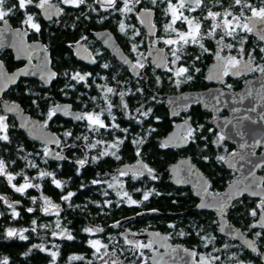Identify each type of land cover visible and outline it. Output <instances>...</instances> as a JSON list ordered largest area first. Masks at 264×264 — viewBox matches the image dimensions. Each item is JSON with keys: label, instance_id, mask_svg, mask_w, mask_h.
<instances>
[{"label": "flooded vegetation", "instance_id": "flooded-vegetation-1", "mask_svg": "<svg viewBox=\"0 0 264 264\" xmlns=\"http://www.w3.org/2000/svg\"><path fill=\"white\" fill-rule=\"evenodd\" d=\"M171 2L175 4L177 0ZM244 2L252 8H264V0ZM13 6V14L6 18L8 23L0 22L3 32L0 35V117H4V124L7 126L5 131H0V136H8L6 141L0 140V160L5 162L7 173L15 176L12 184L16 187L25 181L24 177H28L29 181H33V185H39V188L31 187L21 194L14 191L6 176H0V185L4 183L6 191L24 195L10 200L5 191H0V196L6 198L0 200L1 205L8 207L12 204L18 213V207L22 205V200L26 199V211L34 213L36 203L33 200L40 196H25L26 192L36 189L43 194L45 183L51 181L56 187L53 181L58 180L61 187L56 188L61 194L58 202H52L59 206L51 209L49 204L38 200L37 207L41 210L49 206V210L58 211L60 225L63 219L60 217L63 213L60 214L61 206H66L62 197L66 195L65 170L69 159L76 162L77 176L82 175L85 169L92 170L87 179L79 178L76 187V191L87 189V192L71 204L76 208L92 211V222L86 221L81 228V233L85 235L84 245L91 250L90 255L95 249L90 245L91 237L84 231L87 227L91 229L95 239L107 246L110 240H114L120 245L119 251H122L123 257L141 258V264H151L152 255L163 251L146 235L148 232L165 235L172 246L179 247L177 252L184 254V257L188 258L192 251L193 262L200 264L202 258L204 264H220L224 257L229 255L232 256L230 264H247L250 253L256 257L257 253L263 252L264 228L260 219L264 220V208L258 207L264 202L263 199L242 195L225 206L223 212L229 223L241 228L244 234L253 239L257 248L250 251L237 240L220 233L219 217L212 208L197 207L201 197L196 194L194 186L203 187L204 180L201 177L196 178L197 181L191 180L192 182H184V178H177L172 182V174L168 171L173 163L189 157L191 164L209 181L208 191L214 195L222 193L233 179L241 178V174L228 169L224 164L228 153L222 156L223 160L219 159L216 163L218 170L207 171L194 155L181 151L191 143H198L199 134L195 125H213L219 133L214 127V121L218 117L228 115V111L222 109L219 113H213L198 103L170 118L165 95L185 90L202 91L218 86L231 92H241L248 78L262 77L263 74L259 70H251L264 67V51H261L264 49V41L257 34L237 31L234 36H225L218 29L214 36H207L214 22L204 19L209 10L221 14L228 10L237 16L243 11L245 17H250V9L235 5L234 0H203L195 11L183 12L184 16L200 22L202 39L199 43L181 42L169 45L165 41L178 40L177 33L187 32L188 25L183 20H177L172 25L175 31L166 30V25L172 20L171 15L167 13L168 0H157L155 4L152 0H140L139 3L132 0V10L127 13L120 11L124 8V0H116L111 6L106 0H84L78 7L65 4L62 0H49L48 6L54 7L45 12L46 18L42 15V9L29 5L25 10H20L18 0H6L5 10ZM26 14L33 16L34 22L40 26L39 32L22 23ZM144 19L150 20L154 28L146 27ZM121 23L125 26L124 31L120 29ZM99 32L111 34L116 43L113 42L111 46L105 44L95 36ZM241 39H244V43ZM34 42L43 46L40 49V54L44 56L42 60L36 58L32 50L31 44ZM200 44L208 51L205 52ZM229 44L232 45L231 48L227 47ZM174 49L177 50L179 60L173 55ZM217 52L222 58L220 61L217 59ZM228 57H235L241 61L240 64L246 63L242 67L229 68L228 74L225 75L224 60ZM249 60L251 65L246 67ZM137 63L143 64V67H136ZM213 63L215 65L210 72ZM180 67L188 69L183 77L174 74ZM246 70L247 73H240ZM77 73L85 79H73ZM188 76H191L190 80L187 79ZM178 79L183 81L179 86ZM151 82H155V89L148 85ZM163 83H169L170 89L162 92ZM108 88L113 91L108 93ZM59 103H70L73 110L83 112L82 116L98 112L105 127L88 128L86 125L90 123L86 119L68 118L55 112L49 119L50 110L53 111ZM163 106L166 108L170 125L164 135L160 114ZM20 110L29 118L37 120L46 130L54 132L59 138L58 143H45L29 137L19 127L15 116L14 112ZM180 121H186L193 130L191 137L187 135L188 130L184 134L187 144L181 147L164 145L165 136L173 129V125ZM67 125H75L81 130L73 133L68 131ZM72 134H75L76 139H69ZM117 141H121L117 147H110ZM232 147L234 149V146ZM165 148H171L175 153L165 169L158 171L157 166L161 165L162 150ZM262 149L259 147L257 152ZM46 151L48 155H45ZM60 153L63 154L61 159L54 158ZM207 158L209 157L203 156L201 161L206 162ZM80 161H84V164L81 165ZM136 162H143L146 169L155 173L118 171L121 165ZM41 172L51 175L41 178ZM226 173L230 174L229 178L228 174L225 178ZM257 174L262 176L264 185V166ZM34 178H38L37 181H34ZM165 181L171 185L173 210H166V206L157 201ZM145 193L150 194L147 200H144ZM47 198L50 200L49 196ZM129 198L137 203H130ZM242 200L251 203L247 204L250 206V219L246 227L236 221L241 215ZM28 209L32 211L29 212ZM146 211L157 213L138 216V213ZM253 211L256 212L255 216L252 215ZM50 213L39 211L43 219L33 218V221L36 225H46L50 228L48 223L54 218ZM130 216L135 217L121 222ZM191 220L196 222L191 223ZM196 224H212L214 230L211 236L210 232L197 230L199 228H195ZM127 232L136 244L151 247H144L141 251H129L128 248L132 244L127 242L129 238L124 234ZM258 232L260 236L254 237ZM64 233L65 235H61L62 239H65L66 235L73 238V230L68 228ZM216 233L219 236H216ZM210 237L216 240H209ZM218 239L222 241V246L240 245L249 253L243 250L227 251L226 256H223V252H214L210 248L211 241L216 244ZM111 246L110 244L108 247ZM243 253L246 257H242ZM79 254L87 255L85 252ZM210 255L218 257L216 263L211 261ZM261 260L264 261L263 258Z\"/></svg>", "mask_w": 264, "mask_h": 264}, {"label": "water", "instance_id": "water-1", "mask_svg": "<svg viewBox=\"0 0 264 264\" xmlns=\"http://www.w3.org/2000/svg\"><path fill=\"white\" fill-rule=\"evenodd\" d=\"M54 7V6H53ZM53 7L47 6L42 9L44 18L45 12ZM146 27H152L150 20L144 19ZM253 33L257 34L260 38L264 35V24L256 21L253 28ZM9 34L8 32H5ZM3 34L0 29V35ZM95 36L103 41L105 44L111 46L115 42L111 34L99 32ZM264 41V39H262ZM38 42L32 43V50L36 58L42 60L44 56L40 54V49L43 48L42 44ZM48 58V57H47ZM46 58V59H47ZM246 62L240 64L242 67ZM214 63L210 66V72ZM240 71V73H247ZM36 76V73H34ZM17 77H15L16 79ZM264 74L260 78H248L243 85L241 92H231L224 90L218 86L215 88H208L202 91L185 90L178 93L165 95L168 104L169 117L173 118L181 112L186 111L193 104H201V106L213 113H219L222 109L228 111V115L218 117L214 121V127L219 130L223 136V141L234 146L236 151L228 153L224 160V164L228 169L234 170L241 174V178L233 179L226 185L223 192L214 195L208 191L209 181L196 168L191 164L190 158H183L173 163L168 171L172 174V182L177 178H184V182L197 181L196 178L204 180L203 187L194 186L196 194L201 197L200 203L197 205L199 208H212L219 217V231L221 234L228 238L237 240L244 248L254 251L257 245L253 239L248 237L241 228L228 222V219L223 216L225 206H228L234 199L240 198L242 195L250 197L261 198L264 201V185L262 184V176L257 174V171L264 166ZM53 111L68 118H79L83 112L76 111L71 108L70 103H59ZM19 122V127L25 133L36 140L45 143L56 144L59 141L58 136L49 130H46L35 119L29 118L28 115L20 112H14ZM189 128L186 121H180L173 125V129L165 136L163 140L164 145L181 147L187 144V138L184 135ZM262 147L261 152L257 149ZM63 154L55 155L54 158L61 159ZM118 171H131L146 174H154L145 168L143 162H136L134 164H124L118 168ZM200 178V179H201ZM157 211H146L138 213V216H145L155 214ZM135 216H130L123 219L121 222L132 220ZM260 224L264 228V220L260 219ZM119 226V224H118ZM129 238V233H124ZM153 243H156L163 249L152 255L150 258L151 264H200L193 262V252L187 257L184 254H179L175 246H172L166 239L165 235L155 234L148 232L146 234ZM129 241L133 239L129 238ZM186 258V259H185Z\"/></svg>", "mask_w": 264, "mask_h": 264}, {"label": "trees", "instance_id": "trees-1", "mask_svg": "<svg viewBox=\"0 0 264 264\" xmlns=\"http://www.w3.org/2000/svg\"><path fill=\"white\" fill-rule=\"evenodd\" d=\"M169 83H163L162 84V92H165L167 89H170L168 86ZM150 88H156L155 82L148 83ZM144 88V85L142 86ZM162 125L161 130L163 132V135L165 134V130H168L170 128L169 121L167 118V112L166 108L162 107ZM196 128H198L197 133L199 134L198 143L196 144H189L188 147L181 150L184 153H190L194 155L199 161V163L207 170H218V166L216 163H218V156L222 152V145H225L229 148V150H233V147L220 139H218V133L213 128V125H195ZM68 131H72L75 133L76 131H80L78 127L75 125L72 127L71 125H67ZM69 139H76L75 134H72ZM221 141V143L219 142ZM229 150L227 153H229ZM174 151L171 148H165L162 150V162L160 166H157L158 171H162L165 169L167 163L169 162V159H171L174 155ZM203 156L209 157L207 158L206 162L201 161V158ZM77 166L76 162L71 161L68 159L66 164V170H65V176L67 177V185H66V192H73V195L70 197V207L65 209L63 213L60 215L62 219L61 224L59 225V228L66 227L71 230H73V238L72 239H62L55 238L53 239L54 242H56L58 245L56 247V256L55 259H53L52 253L50 251H47L49 249V246H42L43 244L46 245L47 242L52 241L53 233L57 229H53L52 227L48 228L46 225L40 226V225H34L33 218L36 219H43V216L39 214V208L37 207L38 198H35V211L34 213H28L26 211V208L28 207L27 200H22V205L19 208L18 215L13 218V214L10 211L8 207H5V205L0 204V264H3V261L7 260V264H98L95 260H91L92 255H90L91 250L87 248L84 245L85 242V235L81 233V228L84 226L86 221H91L92 217V211L76 208L72 206L71 204H74L76 201H78L84 194V192H87V189L80 191H76L77 183L79 178L82 177V179H87L91 176V169H85L83 171L82 175L77 176ZM220 169V168H219ZM230 177L229 173H226L225 178ZM1 184V183H0ZM2 183L0 185V191H5L7 194L8 199L14 200L16 198H21L24 195H20L18 193H14L13 191H6V186ZM45 189L43 194H40L38 190L31 189L26 192L27 195H35V196H49L52 201L58 202L60 191L58 188L54 187V185L50 182L45 183ZM171 185L168 183V181L163 182L162 188H161V195L159 198H157L158 202H161L163 205L166 206V210H173V206L171 205V192L172 189L170 188ZM241 205V215L236 220L237 223L241 224L243 227H246L247 223L249 222L250 216L248 212V207L251 204L250 201L242 200ZM72 206V207H71ZM165 210V209H162ZM51 218V217H49ZM235 221V222H236ZM92 222V221H91ZM196 222L192 221L191 223ZM65 225V226H64ZM33 228H35V231H33ZM199 231L203 232H210L211 233L214 230V226L212 224H196L195 227ZM9 229H15L19 233L21 230H26L24 232L25 239H20L19 235L9 237L7 235V231ZM216 236L217 235L216 233ZM219 238V237H218ZM263 238V237H262ZM216 240L213 237H210V240ZM214 241H211V250L217 253H222L223 256H226L227 251H246L242 246L240 245H231L228 249H225L224 246H222V241L218 239L216 244H213ZM87 253V255L83 256V259L80 260H74V261H67V258L72 253ZM249 253V252H248ZM258 254V253H257ZM246 254H242V257H246ZM250 259L247 264H264V261L261 260V255L258 254L256 257L253 256V254H249ZM253 261V262H251Z\"/></svg>", "mask_w": 264, "mask_h": 264}, {"label": "snow or ice", "instance_id": "snow-or-ice-1", "mask_svg": "<svg viewBox=\"0 0 264 264\" xmlns=\"http://www.w3.org/2000/svg\"><path fill=\"white\" fill-rule=\"evenodd\" d=\"M62 2L68 5L74 6V7H78L80 4L84 3V0H62ZM106 2L108 5L111 6L115 4L116 0H106ZM131 2L132 0H124V8L120 9V11L125 12V13L130 12L132 10V8L130 7ZM134 2L139 3L140 0H134ZM156 2L157 0H152L153 4H155ZM202 2L203 0H177V2L174 4L171 2V0H168L167 13L171 15L172 20L170 24L166 25V30L175 31L172 25H174L177 20H183V22L187 23L188 25V31L177 33L179 39L178 40H166L165 41L166 44L175 45L181 42L182 44H188L189 42L193 44L199 43L200 39H202L200 22L196 20L195 18L190 19L189 17L184 16L183 12L184 10H187L190 12L195 11L196 8H199L201 6ZM234 4L241 6V8L250 9L252 15L250 17H245L243 11H241L240 15L237 16V15H233V13L228 10H225L223 14L209 10L207 16L204 17V19L205 20L211 19L212 21H214V23L212 25V28L207 33L208 37L214 36L218 29L222 31L225 36H234L237 33V31L252 32L256 21H259L261 24H264V8H260V9L252 8L251 5L245 3L244 0H234ZM5 5H6V0H0V22L7 24L8 21L6 18L13 14V8L15 6L9 7L7 8V10H5ZM29 5H32L38 9H45L49 5V0H38V2L37 0H18V6L20 10H25ZM22 23L37 32L40 31V26L34 22V18L32 15L26 14V18L22 21ZM124 28H125L124 24L121 23L120 25L121 31H124ZM261 39H264V35H261ZM221 40H223V37H221ZM200 47L205 52L208 51V49L204 48L203 44H200ZM227 47L231 48L232 45L229 44L227 45ZM133 51H135V47H133ZM261 51H264V49H261ZM176 52L177 50L174 49L173 55L175 56L176 60H179L180 57L176 55ZM217 59L218 61L222 59L219 55V52H217ZM173 63H175V61H173ZM240 63L241 61L237 60L235 57L226 58V60H224V67H225L224 74L227 75L228 74L227 70L229 68L235 69L240 65ZM250 65H251V60H249L246 67H249ZM105 67L107 66L105 65ZM136 67H143V64L137 63ZM251 70H259L262 74H264V67H258V69H251ZM186 72H188L187 68L180 67L179 69L175 71L174 74L177 77H183ZM73 79L84 80L85 77L77 73L75 76H73ZM187 79L190 80L191 76H188ZM181 82L183 81L178 79L177 86H179ZM112 91L113 89L111 88L107 89L108 93H111ZM53 114H54V111L50 110L49 119H51V116ZM79 118L87 119L90 125H92L93 127H98V128L105 127V124L103 123V121L100 120L99 115L86 114L85 116H82ZM6 128L7 126L4 124V117H0V131H5ZM192 132L193 130L189 128L187 132L188 137H191ZM7 139H8L7 135L0 136V140L6 141ZM218 139L222 140L223 136L219 137ZM119 143H121V141H117L115 144L111 145L110 147H117ZM45 155H48L47 151L45 152ZM218 159L223 160L224 157L221 156V157H218ZM79 163L83 165L84 161H80ZM32 167H35V165H32ZM148 171L149 173H151L152 170L148 169ZM46 175H51V173H44V172L40 173L41 178H43ZM0 176H6L8 183L13 187L14 191L21 193V194H23L25 190L28 188H31V187L39 188V185H33L32 183H30L28 177H24L25 183L20 185L19 187H16L14 184H12V181L15 180V176L7 173V167L3 160H0ZM53 183L55 184L56 187L58 188L61 187L60 181L54 180ZM72 195L73 193H68V195L62 197V199L69 200ZM125 195L127 194L125 193ZM149 195H150L149 193H145L144 200H147L149 198ZM5 199H6L5 197L0 196V200H5ZM44 199H45L46 204H50V201H48L47 198H44ZM129 200H130V203L132 204L137 203L136 201L131 200V198H129ZM33 202L35 203V199L33 200ZM50 206L51 208L57 207L54 204H50ZM8 207L13 208V205L9 204ZM258 207L264 208V202L258 205ZM28 211L31 212L32 209H28ZM44 211L47 213L49 211V208L45 207ZM12 214H13V218H15L18 215V213H16L14 209H13ZM252 215L255 216L256 212L253 211ZM35 223L36 222L33 221L34 225ZM23 231H26V230H21L18 233L17 230L15 229H9L7 231V235L9 237L19 235L20 239H25L26 237L23 235ZM33 231H35V228H33ZM85 231L91 232V229H85ZM53 234L56 235V233H53ZM60 235H65V233L61 232ZM257 235H259V233H257ZM66 238L72 239L71 235H67ZM127 242L130 244H135V246L138 248L151 247V245L136 244V242H133V241H127ZM91 246L94 249H96V253H99L102 247L106 248V245H101L100 241H93ZM52 256H53V259H55L56 253L53 252ZM70 259L77 260V259H83V257L74 256V257H71ZM3 264H7V260L3 261ZM105 264H107V262H105ZM113 264H115V262H113ZM201 264H204L203 258L201 259Z\"/></svg>", "mask_w": 264, "mask_h": 264}, {"label": "rangeland", "instance_id": "rangeland-1", "mask_svg": "<svg viewBox=\"0 0 264 264\" xmlns=\"http://www.w3.org/2000/svg\"><path fill=\"white\" fill-rule=\"evenodd\" d=\"M260 9V8H259ZM214 23V22H213ZM213 25V24H212ZM241 41H243L242 43H244V39H241ZM91 114H94V113H91ZM96 115H99L100 116V114L97 112V113H95ZM86 121H88L87 119H86ZM86 127H88V128H93V126L92 125H86ZM218 138L219 137H221L222 136V134L219 132L218 133ZM220 143H221V141H219ZM106 146V145H105ZM229 150V148L227 147V146H225V145H222V152H221V154H219V156H224L226 153H227V151ZM234 150H235V148L233 149V150H229V153L231 152H234ZM235 174V173H234ZM234 178H235V176H234ZM36 178H34V181H37V179L35 180ZM32 180V179H31ZM30 183H32L33 181H29ZM25 183V181L23 182V183H21V185L22 184H24ZM68 184V183H67ZM68 193H73V192H68ZM68 193H65L66 195L65 196H67L68 195ZM44 198H47V197H45V196H40V198H38L40 201H42V202H45V199ZM47 200L48 201H50L51 203L50 204H54V205H56V206H59V204H55L54 202H52V200L50 199H48L47 198ZM63 201H64V199H63ZM69 201H70V199L69 200H65V207L62 205L61 206V212H60V214L65 210V209H67L68 207H70V204H69ZM50 204H49V206H50ZM49 206H45V207H49ZM45 207L44 208H42L41 210H40V212H43L44 211V209H45ZM72 207V206H71ZM250 207V206H249ZM50 208H51V206H50ZM13 209L14 208H10V210L11 211H13ZM52 209V208H51ZM251 209H249V211H250ZM52 210H49V213L51 212ZM50 215L52 216V217H54L53 218V220H51L48 224L50 225V227H52L53 229H57L56 231H55V233H56V235H54L53 234V236H51L52 237V241H50V242H47L46 243V245H42V246H49V249L47 250V251H50L51 253H53V252H56V247H57V243L56 242H54L53 241V239H55V238H60L61 237V235H60V233L61 232H65V231H67V229L68 228H64V227H61V228H59L58 227V225H59V223H60V218H59V212L58 211H52L51 213H50ZM65 226V225H64ZM86 229H90L89 227H87ZM84 231H85V229H84ZM86 232V234L87 235H89V237H91L90 238V245L92 244V242L93 241H100V240H97V239H95V237H93V232L91 231V232H87V231H85ZM259 233V232H258ZM257 236H260V235H257V233L256 234H254V237H256L257 238ZM67 237V235L64 237L65 239H67L66 238ZM206 239V238H205ZM210 240V239H209ZM110 242V244L112 245L111 246V248H109L108 246H110V244L107 246V244H105V243H103V242H101L100 241V244L101 245H106V248L105 247H102L101 249H100V252L99 253H96V249L92 252V260H95L98 264H105V262H107V264H113V262H115V264H141L140 263V260H141V258H138V257H135V256H133V257H129V258H126V257H123L122 256V251L120 252L119 250H121L120 249V245H117L116 244V242L114 241V240H110L109 241ZM108 242V243H109ZM263 243V246H264V241L262 242ZM231 245H229V244H227V245H225L224 246V248L225 249H228L229 247H230ZM134 249H137L138 251H141V249H143V248H138V247H136L135 246V244H132V245H130V248H128V250L129 251H133ZM114 251H116V252H114ZM213 251V250H212ZM261 254V258H263L264 259V250H263V252L261 251L260 252ZM115 255V256H114ZM258 255V254H257ZM83 257L84 255L83 254H71L70 256H69V258H67V261H74V260H72V259H70L71 257ZM211 256V255H210ZM102 257V258H101ZM84 258V257H83ZM226 258V259H225ZM211 261H216V259H218V257L217 256H211ZM230 259H232V256L231 255H229V256H226V257H224V260L220 263V264H230L231 263V261H230ZM77 260H80V259H77ZM216 263V262H215ZM149 264V263H148ZM216 264H218V263H216ZM238 264V263H237ZM241 264V263H240Z\"/></svg>", "mask_w": 264, "mask_h": 264}]
</instances>
